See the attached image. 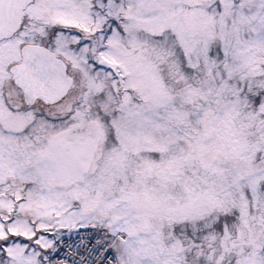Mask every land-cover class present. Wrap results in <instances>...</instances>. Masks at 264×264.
<instances>
[{
    "label": "snow or ice",
    "instance_id": "snow-or-ice-1",
    "mask_svg": "<svg viewBox=\"0 0 264 264\" xmlns=\"http://www.w3.org/2000/svg\"><path fill=\"white\" fill-rule=\"evenodd\" d=\"M0 264H264V0H0Z\"/></svg>",
    "mask_w": 264,
    "mask_h": 264
}]
</instances>
